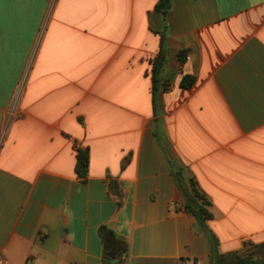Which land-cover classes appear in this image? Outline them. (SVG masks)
Segmentation results:
<instances>
[{"label": "crops", "instance_id": "1", "mask_svg": "<svg viewBox=\"0 0 264 264\" xmlns=\"http://www.w3.org/2000/svg\"><path fill=\"white\" fill-rule=\"evenodd\" d=\"M0 142L11 264H210L191 180L219 254L264 244V0H0Z\"/></svg>", "mask_w": 264, "mask_h": 264}, {"label": "trees", "instance_id": "2", "mask_svg": "<svg viewBox=\"0 0 264 264\" xmlns=\"http://www.w3.org/2000/svg\"><path fill=\"white\" fill-rule=\"evenodd\" d=\"M188 52H180V62L183 65L186 61ZM166 62L164 54L159 55L153 63L152 81L153 91L156 86L161 83V74ZM195 78L192 76H184L180 83V87L183 89H189L193 87ZM90 155L88 150H79L77 153V161L75 166V172L78 177L85 179L89 170ZM177 177L181 178V173H177ZM182 186V185H181ZM183 186L181 187V189ZM210 202L208 199L200 193L196 187V183L191 180V197L187 198L185 209L191 213L199 222V225L205 232L209 243L211 244V263L210 264H264V244L251 245L246 244L249 247L248 252L241 254L221 255L218 253V240L212 234L207 226V222L211 220L212 215L209 212Z\"/></svg>", "mask_w": 264, "mask_h": 264}, {"label": "built area", "instance_id": "3", "mask_svg": "<svg viewBox=\"0 0 264 264\" xmlns=\"http://www.w3.org/2000/svg\"><path fill=\"white\" fill-rule=\"evenodd\" d=\"M29 66L30 67L32 66V60H31V62L29 64ZM24 87H25V80H23L21 82V85H20V87H19V89H18V91H17V93L15 95V98H14V101H13V105H12V109H11V111L9 113L10 117H12V118L16 115V109L18 107V103L20 101V98H21V96L23 94ZM1 142H2V140H1ZM1 142H0V144H1ZM0 264H11V263L4 256L0 255Z\"/></svg>", "mask_w": 264, "mask_h": 264}, {"label": "rangeland", "instance_id": "4", "mask_svg": "<svg viewBox=\"0 0 264 264\" xmlns=\"http://www.w3.org/2000/svg\"><path fill=\"white\" fill-rule=\"evenodd\" d=\"M30 264H32V263H30Z\"/></svg>", "mask_w": 264, "mask_h": 264}]
</instances>
